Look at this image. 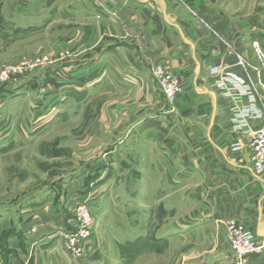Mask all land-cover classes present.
<instances>
[{
  "label": "crops",
  "instance_id": "1",
  "mask_svg": "<svg viewBox=\"0 0 264 264\" xmlns=\"http://www.w3.org/2000/svg\"><path fill=\"white\" fill-rule=\"evenodd\" d=\"M57 1L43 0L42 26L67 28L54 47L63 62L52 74L49 68L32 74L25 87L47 88L60 106H89L92 124L80 139H93L94 128L105 124L110 141L96 167L126 171L125 181L135 172L140 195L156 188L154 204L164 213L154 212L155 247L169 244L178 251V240L185 238L180 251L187 262L199 260L196 251H212L202 254V263L232 264L223 230L231 218L245 222L264 244V174L254 170L250 145L264 120L240 125L234 107L248 100L235 103L209 74L218 65L246 76L264 109V29L252 0L249 12L247 0ZM155 64L166 65L183 83L175 101L161 94ZM49 200L21 209L19 226L4 238L0 229L5 264H115V255H104L96 237L86 260H75L64 239L73 230V213ZM149 231L139 227V240L149 239ZM201 236L205 241L196 242ZM247 264H264V253L248 256Z\"/></svg>",
  "mask_w": 264,
  "mask_h": 264
},
{
  "label": "rangeland",
  "instance_id": "2",
  "mask_svg": "<svg viewBox=\"0 0 264 264\" xmlns=\"http://www.w3.org/2000/svg\"><path fill=\"white\" fill-rule=\"evenodd\" d=\"M42 3L43 0H0L1 236L4 238L14 224L19 226L21 209L29 208L32 201L49 196L54 206L74 214L78 201L91 195L94 197L89 204L95 214L96 238L104 255H115L112 257L115 264H204L202 254L212 251H196L199 260L187 262L185 251H180L187 242L185 238L178 240V251L169 244L160 247L153 244L154 212L164 213V208L154 204L157 195L154 186L145 188L147 192L143 196L139 194L135 172H130L125 181L126 171L114 173L96 167L110 140L104 123L94 128L98 133L93 139L79 138L90 131L94 114L89 106H60L48 96L47 88L42 92L41 87H25L32 74H41L48 68L52 74L63 62L54 47L59 31L67 28L57 23L50 28L42 26L46 14ZM249 5L247 0V12ZM251 11L257 12L258 27L264 29V0H252ZM44 57L48 60L41 64ZM35 61L36 68L25 70L16 78H2L4 68ZM79 191L86 192L77 201L73 197ZM225 223L223 230L230 242ZM142 226L149 228L151 236L141 241L138 228ZM198 241L205 240L201 236Z\"/></svg>",
  "mask_w": 264,
  "mask_h": 264
},
{
  "label": "built area",
  "instance_id": "3",
  "mask_svg": "<svg viewBox=\"0 0 264 264\" xmlns=\"http://www.w3.org/2000/svg\"><path fill=\"white\" fill-rule=\"evenodd\" d=\"M258 51L260 52L259 49ZM260 56H263L261 52ZM45 60L48 59L44 57L41 61H37L43 64ZM37 61L23 64V66L13 65L4 68L1 72L2 78H16L22 75L25 70L36 68ZM152 74L158 81L161 94L167 100L173 102L184 93L183 83L166 65L155 64ZM209 74L216 79L215 83L219 90L224 95L231 96L235 103L243 97L248 100V105L234 107L236 121L240 125H247L250 118L264 120V109L257 104L258 92L255 83L236 70L224 66H210ZM250 145L254 170L258 174H264V121L262 125L252 131ZM235 149H239V145H236ZM93 197L88 195L86 199L78 201L72 219L73 230L64 234L66 248L77 261L86 260L88 249L96 237L95 214L89 204ZM225 224L233 252L232 264H247L248 256L264 253V244L256 239L252 228L245 222L231 218L226 220ZM0 264H5L2 259H0Z\"/></svg>",
  "mask_w": 264,
  "mask_h": 264
}]
</instances>
